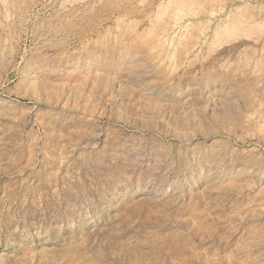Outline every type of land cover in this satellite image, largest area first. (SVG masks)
Segmentation results:
<instances>
[{
  "label": "rangeland",
  "instance_id": "374dc122",
  "mask_svg": "<svg viewBox=\"0 0 264 264\" xmlns=\"http://www.w3.org/2000/svg\"><path fill=\"white\" fill-rule=\"evenodd\" d=\"M262 6L0 0V264H264Z\"/></svg>",
  "mask_w": 264,
  "mask_h": 264
},
{
  "label": "bare ground",
  "instance_id": "6f19581e",
  "mask_svg": "<svg viewBox=\"0 0 264 264\" xmlns=\"http://www.w3.org/2000/svg\"><path fill=\"white\" fill-rule=\"evenodd\" d=\"M3 1V0H2ZM54 1V0H53ZM263 1V0H262ZM73 2H75V1H73ZM95 2V1H94ZM255 2V1H254ZM7 3V2H6ZM52 3V2H51ZM184 3V2H183ZM69 4V3H68ZM132 4V3H131ZM6 5V4H5ZM4 5V6H5ZM34 5V4H33ZM52 5V4H51ZM58 5V4H57ZM138 5V4H137ZM40 6V5H39ZM133 6V5H132ZM136 6V5H135ZM261 6V5H260ZM3 7V6H2ZM134 7V6H133ZM138 7V6H137ZM256 7H258V6H256ZM4 8V7H3ZM67 8V7H66ZM6 9H7V6H6ZM52 10V9H51ZM4 11V10H3ZM187 11V10H186ZM262 11H264V6H262ZM47 12V11H46ZM136 12V11H135ZM181 12V11H180ZM191 12V11H190ZM255 12V11H254ZM194 14V13H193ZM253 14V13H252ZM251 14V15H252ZM7 15V14H6ZM250 15V16H251ZM124 16V15H123ZM128 16V15H127ZM178 16V15H177ZM65 17V16H64ZM126 17V16H125ZM239 17V16H238ZM6 18V17H5ZM8 18V17H7ZM113 19V18H112ZM233 19V18H232ZM250 19V17L248 18V20ZM187 20V19H186ZM239 22H241V21H239ZM34 23V22H33ZM159 23V22H158ZM180 23V22H179ZM233 23V22H232ZM248 23V22H247ZM32 24V23H31ZM169 24H171V23H169ZM184 24V23H183ZM234 24V23H233ZM255 24H257V23H255ZM254 24V25H255ZM30 25V24H29ZM100 25V24H99ZM232 25V24H231ZM235 25V24H234ZM251 25H253V24H251ZM224 26V25H223ZM249 26V25H248ZM261 26V25H260ZM50 27V26H49ZM157 27V26H156ZM181 27V26H180ZM188 27V26H187ZM230 27V26H229ZM241 27V26H240ZM167 28V27H166ZM183 28H184V26H183ZM222 28V27H221ZM227 28V27H226ZM226 28H224V29H226ZM242 28V27H241ZM245 28H246V26H245ZM257 28H258V26H257ZM261 28V27H260ZM31 29V28H30ZM162 29V28H161ZM217 29V28H216ZM228 29V28H227ZM25 30V29H24ZM176 30V29H175ZM181 30V29H180ZM232 30H234V27H233V29ZM231 30V31H232ZM158 31V30H157ZM201 31V30H200ZM217 31H218V29H217ZM229 31V30H228ZM227 31V32H228ZM160 32V31H159ZM212 32H213V30H212ZM224 32V31H223ZM247 32L248 31H246L244 34H247ZM253 32V31H252ZM174 33V32H173ZM221 33H222V31H221ZM239 33H240V31H239ZM248 33H250V32H248ZM77 34V33H76ZM165 34V33H164ZM171 34V33H170ZM205 34V33H204ZM241 34H243V33H241ZM243 34V35H244ZM251 34V33H250ZM260 34H261V32H260ZM220 35V34H219ZM224 36H225V34H223ZM229 35V34H228ZM232 36H234L233 34H231ZM236 35V34H235ZM221 36H222V34H221ZM239 36V35H238ZM249 36H251V35H249ZM66 37H67V35H66ZM205 37V36H204ZM245 37V36H244ZM59 38V37H58ZM197 38H200V37H197ZM225 38V37H224ZM251 38H253V34H252V37ZM210 39V38H209ZM215 39V38H214ZM254 39V38H253ZM217 40V39H216ZM223 40V39H222ZM234 40V39H233ZM239 40V39H238ZM245 40V39H244ZM198 41V40H197ZM216 42V41H215ZM245 42V41H244ZM262 42V41H261ZM207 43V42H206ZM212 43V42H211ZM217 43V42H216ZM221 43V42H220ZM224 43V42H223ZM235 43V42H234ZM259 43V42H258ZM208 44V43H207ZM230 45H232V44H230ZM229 45V46H230ZM236 45V44H235ZM244 45V44H243ZM242 46V45H241ZM260 46V45H259ZM237 47H238V45H237ZM252 47V46H251ZM264 47V46H263ZM198 48V47H197ZM215 48V47H214ZM222 48V47H221ZM244 48V47H243ZM262 48V47H261ZM223 49V48H222ZM249 49V48H248ZM264 49V48H263ZM229 50V49H228ZM237 50V49H236ZM260 50V49H259ZM259 50H258V52H259ZM38 51V50H37ZM223 51V50H222ZM192 52V51H191ZM197 52V51H196ZM237 52V51H236ZM242 52V51H241ZM238 53H239V51H238ZM237 53V54H238ZM227 54V53H226ZM234 55H235V53H233ZM250 54V53H249ZM264 54V53H263ZM222 55V54H221ZM192 56V55H191ZM223 56V55H222ZM232 56V55H231ZM243 56V55H242ZM227 57H228V55H227ZM238 57V56H237ZM249 57V56H248ZM255 57H257V56H255ZM191 58V57H190ZM195 58V57H194ZM217 58H219V56L217 57ZM187 59V58H186ZM231 59V58H230ZM243 59V58H242ZM204 60V59H203ZM206 60V59H205ZM212 60H213V58H212ZM212 60H211V62H212ZM233 60V59H232ZM256 60V59H255ZM210 61V60H209ZM223 61V60H222ZM234 61V60H233ZM253 61H254V59H253ZM258 61V60H257ZM183 62V61H182ZM210 62V63H211ZM214 62V61H213ZM225 62H226V60H225ZM228 62V61H227ZM226 62V63H227ZM263 62V61H262ZM231 63V62H230ZM136 64V63H135ZM188 64V63H187ZM208 64V63H207ZM206 64V65H207ZM234 64V65H233ZM254 63H252V61L251 60H249V61H234L232 64H225V63H220L219 64V66L221 67V68H227V69H231L232 70V78L233 79H235V80H237V81H241V82H246V81H249V82H251V83H256L257 81H258V76H257V74H255L254 72H253V69H254V67H255V65H253ZM211 65V64H210ZM217 65H218V63H217ZM186 66V65H185ZM214 67V66H213ZM205 68V67H204ZM258 68H259V66H258ZM29 74V73H28ZM258 74H260V73H258ZM179 75H180V73H179ZM191 77V76H190ZM264 77V76H263ZM185 78V77H184ZM190 80V79H189ZM198 85V84H197ZM223 85H225V84H223ZM173 87H174V85H173ZM196 87V86H195ZM212 87H213V85H212ZM198 88V87H197ZM197 90V89H196ZM206 90V89H205ZM204 90V91H205ZM147 91V90H146ZM191 91V90H190ZM202 91V90H201ZM198 92V91H197ZM195 93V92H194ZM139 94V93H138ZM145 94V93H144ZM189 94H190V92H189ZM261 94V93H260ZM128 95V94H127ZM137 95V94H136ZM142 95H143V93H142ZM146 95H147V93H146ZM148 95H149V93H148ZM187 95V94H186ZM185 96V95H184ZM218 96V95H217ZM240 96V95H239ZM262 96V95H261ZM184 98V97H183ZM211 98V97H210ZM156 99V98H155ZM240 99V98H239ZM185 102V101H184ZM150 107V106H149ZM264 107V106H263ZM218 109V108H217ZM206 110V109H205ZM149 112V111H148ZM135 113V112H134ZM215 113V112H214ZM230 114V113H229ZM138 115V114H137ZM191 115V114H190ZM235 116H236V114H235ZM130 124V123H129ZM227 124V123H226ZM176 132V131H175ZM87 134V133H86ZM88 137V136H87ZM256 137V136H255ZM250 141V140H249ZM15 142V141H14ZM6 145V144H5ZM9 146V145H8ZM133 147V146H132ZM133 150H134V148H133ZM114 152V151H113ZM122 155V154H121ZM125 158V157H124ZM185 161V160H184ZM132 162V161H131ZM214 166V165H213ZM201 168V167H200ZM152 169V168H151ZM207 171V170H206ZM209 171V170H208ZM201 174V173H200ZM214 176V175H213ZM213 178V177H212ZM214 179V178H213ZM209 180V179H208ZM211 180V179H210ZM249 180V179H248ZM127 181V180H126ZM258 181V180H257ZM169 184V183H168ZM216 188V187H215ZM145 189V188H144ZM119 190V189H118ZM143 194V193H142ZM191 197V196H190ZM166 198V197H165ZM123 212V211H122ZM122 214V213H121ZM73 220V219H72ZM118 225V224H117ZM127 226V225H126ZM44 227V226H43ZM145 227V226H144ZM111 228V227H110ZM131 234V233H130ZM90 236V235H89ZM134 236V235H133ZM64 237V236H63ZM53 249V248H52ZM42 251V250H41ZM11 258V257H10Z\"/></svg>",
  "mask_w": 264,
  "mask_h": 264
}]
</instances>
